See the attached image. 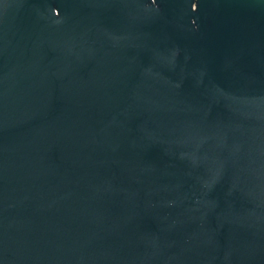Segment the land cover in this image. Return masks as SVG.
<instances>
[{"label": "water", "instance_id": "95a60500", "mask_svg": "<svg viewBox=\"0 0 264 264\" xmlns=\"http://www.w3.org/2000/svg\"><path fill=\"white\" fill-rule=\"evenodd\" d=\"M0 264H264V0H0Z\"/></svg>", "mask_w": 264, "mask_h": 264}]
</instances>
